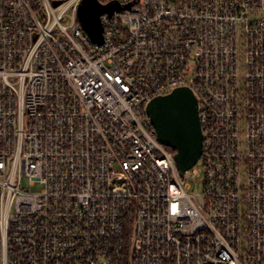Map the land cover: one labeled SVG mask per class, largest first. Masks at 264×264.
Here are the masks:
<instances>
[{
    "label": "built area",
    "instance_id": "obj_1",
    "mask_svg": "<svg viewBox=\"0 0 264 264\" xmlns=\"http://www.w3.org/2000/svg\"><path fill=\"white\" fill-rule=\"evenodd\" d=\"M81 1L0 0V264H264V0H99L102 44ZM180 86L183 176L145 111Z\"/></svg>",
    "mask_w": 264,
    "mask_h": 264
},
{
    "label": "water",
    "instance_id": "obj_2",
    "mask_svg": "<svg viewBox=\"0 0 264 264\" xmlns=\"http://www.w3.org/2000/svg\"><path fill=\"white\" fill-rule=\"evenodd\" d=\"M121 8L116 2L103 5L99 0H82L78 16L86 33L95 43L102 44V14H111ZM145 111L156 130L158 140L174 150L176 166L183 176L199 162L203 151V130L197 96L190 87L180 86L152 98Z\"/></svg>",
    "mask_w": 264,
    "mask_h": 264
},
{
    "label": "rangeland",
    "instance_id": "obj_3",
    "mask_svg": "<svg viewBox=\"0 0 264 264\" xmlns=\"http://www.w3.org/2000/svg\"><path fill=\"white\" fill-rule=\"evenodd\" d=\"M197 170L199 173L192 179L189 180L190 189L192 191L196 190L198 193L204 195V175H203V167L202 165L197 166ZM23 187L31 188L33 192H39L43 189V186L39 183H36L34 185H31V181L28 177H24L22 180Z\"/></svg>",
    "mask_w": 264,
    "mask_h": 264
},
{
    "label": "trees",
    "instance_id": "obj_4",
    "mask_svg": "<svg viewBox=\"0 0 264 264\" xmlns=\"http://www.w3.org/2000/svg\"><path fill=\"white\" fill-rule=\"evenodd\" d=\"M171 149V148H170ZM173 152H174V150L173 149H171Z\"/></svg>",
    "mask_w": 264,
    "mask_h": 264
}]
</instances>
